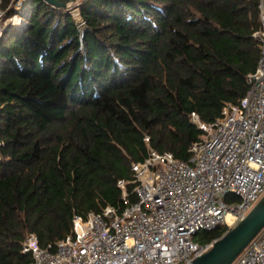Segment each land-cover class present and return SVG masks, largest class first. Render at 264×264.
Instances as JSON below:
<instances>
[{"label":"trees","instance_id":"trees-1","mask_svg":"<svg viewBox=\"0 0 264 264\" xmlns=\"http://www.w3.org/2000/svg\"><path fill=\"white\" fill-rule=\"evenodd\" d=\"M261 2L80 0V25L31 0L27 26L0 39V264H31L28 233L47 247L71 233L75 212L123 204L118 180L146 157V134L190 159L202 133L192 112L212 122L249 90Z\"/></svg>","mask_w":264,"mask_h":264},{"label":"built area","instance_id":"built-area-1","mask_svg":"<svg viewBox=\"0 0 264 264\" xmlns=\"http://www.w3.org/2000/svg\"><path fill=\"white\" fill-rule=\"evenodd\" d=\"M75 8L84 24L79 4L65 11ZM260 9L254 34L260 57L247 76L249 90L226 102L212 122L192 112L202 133L189 148L190 159L159 152L146 134V157L132 163L129 179L118 180L123 204L75 212L71 233L47 247L28 233L22 252L31 253V264H191L214 244L196 240L199 232L230 229L248 215L264 195V0ZM18 20L24 29L28 20ZM231 264H264V227Z\"/></svg>","mask_w":264,"mask_h":264},{"label":"water","instance_id":"water-1","mask_svg":"<svg viewBox=\"0 0 264 264\" xmlns=\"http://www.w3.org/2000/svg\"><path fill=\"white\" fill-rule=\"evenodd\" d=\"M56 8L65 10L79 0H45ZM20 24V20H18ZM17 24V25H18ZM264 227V195L248 215L214 240L210 250L197 256L191 264H231L249 242Z\"/></svg>","mask_w":264,"mask_h":264},{"label":"rangeland","instance_id":"rangeland-1","mask_svg":"<svg viewBox=\"0 0 264 264\" xmlns=\"http://www.w3.org/2000/svg\"><path fill=\"white\" fill-rule=\"evenodd\" d=\"M79 2H80V0L78 2H74L72 4V7H75V5L79 4ZM12 7H13V13H9V12L4 11L1 7V0H0V39L3 37L5 32L20 28V26L18 24V18H20V17H22L23 19L26 18V20H28V22H29V17H30V13H31V5H30L29 1L15 0ZM15 13L18 16H14ZM73 14L76 17L77 21L80 22L78 20L79 10L75 8L73 10ZM15 17H17V18H15ZM80 25H83V24L80 22ZM197 240H198V237H197Z\"/></svg>","mask_w":264,"mask_h":264},{"label":"bare ground","instance_id":"bare-ground-1","mask_svg":"<svg viewBox=\"0 0 264 264\" xmlns=\"http://www.w3.org/2000/svg\"><path fill=\"white\" fill-rule=\"evenodd\" d=\"M230 217V216H229Z\"/></svg>","mask_w":264,"mask_h":264}]
</instances>
